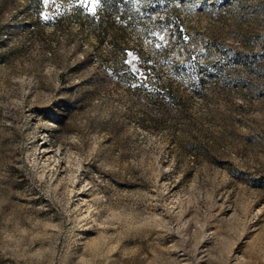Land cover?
<instances>
[{"label": "rangeland", "instance_id": "1", "mask_svg": "<svg viewBox=\"0 0 264 264\" xmlns=\"http://www.w3.org/2000/svg\"><path fill=\"white\" fill-rule=\"evenodd\" d=\"M118 1L0 0V264H264V0Z\"/></svg>", "mask_w": 264, "mask_h": 264}, {"label": "trees", "instance_id": "2", "mask_svg": "<svg viewBox=\"0 0 264 264\" xmlns=\"http://www.w3.org/2000/svg\"><path fill=\"white\" fill-rule=\"evenodd\" d=\"M31 1L32 3L35 2V0H31ZM71 1L73 2L74 0ZM93 1L94 0H81L80 4H73L74 5L73 18L77 23H80L81 25H88L94 31H98L99 33L108 31L110 29L111 27L110 16L115 14L116 15L121 14V20L125 22L127 21L129 14L131 13L132 8L130 4L125 6H120V2L118 0H103L102 1L103 3H101V8H104L105 10V13L104 14L102 13L103 15L100 13L99 17H96L94 13L88 12L85 18H83L81 14V9L83 8L82 3L86 2L87 4L91 5ZM5 31H6L5 35H11L15 33V28L7 27ZM143 69L146 71L147 66H143Z\"/></svg>", "mask_w": 264, "mask_h": 264}, {"label": "bare ground", "instance_id": "3", "mask_svg": "<svg viewBox=\"0 0 264 264\" xmlns=\"http://www.w3.org/2000/svg\"><path fill=\"white\" fill-rule=\"evenodd\" d=\"M43 152H48V151L46 149H44Z\"/></svg>", "mask_w": 264, "mask_h": 264}, {"label": "snow or ice", "instance_id": "4", "mask_svg": "<svg viewBox=\"0 0 264 264\" xmlns=\"http://www.w3.org/2000/svg\"><path fill=\"white\" fill-rule=\"evenodd\" d=\"M44 2H45V3H47V2H48V0H44ZM93 10H94V9H93Z\"/></svg>", "mask_w": 264, "mask_h": 264}]
</instances>
